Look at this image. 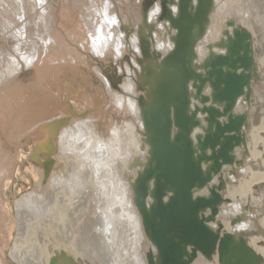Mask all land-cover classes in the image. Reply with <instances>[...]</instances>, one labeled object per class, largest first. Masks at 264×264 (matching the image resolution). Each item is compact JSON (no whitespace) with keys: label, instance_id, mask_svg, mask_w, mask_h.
Wrapping results in <instances>:
<instances>
[{"label":"bare ground","instance_id":"6f19581e","mask_svg":"<svg viewBox=\"0 0 264 264\" xmlns=\"http://www.w3.org/2000/svg\"><path fill=\"white\" fill-rule=\"evenodd\" d=\"M37 1L39 4L32 13L33 18H37L34 26L40 21L45 30V21L50 22L47 14L52 4L48 0ZM137 2L131 21L111 12L110 3L108 6L95 4L96 23L93 17L81 18L74 30L47 28L41 36L37 29L36 36L41 39L42 50L33 39L34 32H27L32 21L30 17L22 21L19 32L18 28L10 31L18 32L22 40H18L19 45L13 52L4 56L0 50V128L6 139L16 145L19 138L31 134L36 158L39 152L50 154L57 149L59 159H65L68 166L52 176L46 189L42 190V183L38 182L39 191L28 193L18 201V238L9 251L11 259L18 264H50L52 259H57V264H71L66 257L77 264H148V253L155 252L145 236L130 181L137 174L138 168L133 167L135 161H145L147 156L140 117L143 92L137 87L142 57L140 31L147 35L152 49L161 56L173 49L171 38L176 31L163 20L162 1L147 11L143 0ZM214 3L207 32L197 46L199 60H203L210 49L223 53L216 44L225 30L232 32L227 26L229 21L246 28L253 36L259 79L252 87L250 103L240 101L237 106L238 113L248 114V144L250 138L253 136L255 140L262 130L256 124L264 103V48L258 23L264 16V0H214ZM6 5V0H0L1 15ZM169 8L173 15L177 14V4ZM4 26L11 27L12 24L8 20ZM151 27L154 30L150 38ZM90 53L100 61L113 60L125 77L120 90L116 91L113 80L111 82L100 67L94 69L107 85L114 110L123 116L122 123L111 121L107 136L100 133L95 117L67 123V115L74 116L72 107L68 103L62 104L52 91L56 89L61 94L64 90L79 97L80 88H70L71 84L62 80L61 75L69 69L76 73L79 64L87 65L86 56ZM25 69L35 71L45 98L38 101L28 89H19L18 77ZM58 82L62 83L61 88ZM249 149L253 160L244 157L242 148L237 149L236 156L243 159L244 164L235 168V174L231 173V167H225L223 177L228 184L224 197L228 196L231 203L221 206L217 222L210 225L215 229L222 225V232L243 238L264 261V172L255 171L264 164L256 143H251ZM5 154L0 144V156ZM12 170L10 166L0 164V188L6 178H10ZM239 178L241 185L236 187ZM217 182L215 179L214 183ZM251 194L255 196L251 198ZM40 201L42 204L38 207ZM0 206L5 209L1 202ZM26 213L33 216L45 214V221L26 225L22 215ZM87 215L92 217L87 218ZM12 227L10 220L5 231L0 229V261L4 260L3 236L6 232L10 234ZM44 234L48 236L46 242ZM193 264L219 262L217 255L209 261L198 253Z\"/></svg>","mask_w":264,"mask_h":264},{"label":"water","instance_id":"95a60500","mask_svg":"<svg viewBox=\"0 0 264 264\" xmlns=\"http://www.w3.org/2000/svg\"><path fill=\"white\" fill-rule=\"evenodd\" d=\"M161 1L163 20L176 31L174 47L161 56L140 31L137 87L143 92L140 117L147 156L135 161L137 174L130 180L145 236L155 249L148 253V264H193L198 253L209 261L217 255L219 264H262L247 241L222 232V225H210L226 202L225 167L235 174L243 166L238 148L249 156L248 114L238 113L237 106L250 103L259 79L253 36L229 21L232 32L225 30L216 44L223 53L210 49L199 60L197 46L210 24L214 0ZM174 4L176 15L169 8Z\"/></svg>","mask_w":264,"mask_h":264},{"label":"rangeland","instance_id":"374dc122","mask_svg":"<svg viewBox=\"0 0 264 264\" xmlns=\"http://www.w3.org/2000/svg\"><path fill=\"white\" fill-rule=\"evenodd\" d=\"M52 4L48 9L49 20L50 22L45 21V30L42 28V22L37 21V18H33L34 8L38 6L39 2L37 0H6L7 4L3 10V14H0V50L3 52L4 56L6 53L13 52V49L19 45L18 40L20 41L21 37L18 32L21 30V23L25 19L29 20L31 17V23L27 26V32H34V40L39 43L38 47L42 50L43 44L40 41V37L36 36L37 29L40 31V36L47 28H52L53 30H74V28L79 24L82 19L88 20L89 17L94 18V23L97 19L94 12L95 4L100 6H108V3L112 5L111 12H116L117 15H120L123 19L131 21V18L134 16V12L138 7L137 0H48ZM161 0H143V7L147 10L152 8ZM157 2V3H156ZM264 10V9H263ZM263 15V14H262ZM262 20H258V23L261 27V41L262 48H264V16ZM12 24V26H4L6 22ZM99 20V19H98ZM63 27V28H62ZM15 28L18 32L11 33ZM22 41V40H21ZM264 53V49L262 50ZM129 56V55H128ZM87 65L79 64L78 71L73 72L71 69L65 71L61 75L62 80L65 79L67 83H70V88L75 89V87L80 88L79 97L71 96L68 92L62 90L61 94H58L56 89L52 90L53 95L59 97V101L62 104L68 103L74 112V116L67 115V123H72L76 119H88V117L97 118L98 128L101 134L105 136L108 135L109 128L111 126V121L114 123H122L123 116L117 113L114 110L111 98L107 89L106 83L101 79V77L94 70L96 67L102 69V73L110 79L114 84V89L117 91L120 90V84L124 80V74L118 71V66L113 60L109 61H100L97 57L93 56L91 53L87 54ZM131 56L128 57L130 60ZM261 62V61H260ZM261 65V63H260ZM72 71V72H71ZM35 71L33 69H25L18 77V86L20 90L28 89L32 92V95H35L39 99L45 98V95L42 90V84L36 79ZM264 78V76H262ZM264 82V79H262ZM59 88L62 87V83L58 82ZM141 101V100H140ZM263 110L264 103L262 102ZM253 107V105H252ZM52 108V107H51ZM260 112V118L256 124L258 128H262L259 131L258 136L255 140L252 138L253 134L250 131V143L247 144L249 150L248 158L253 160L252 153H250L249 146L251 143H256V148L260 151L261 154V163L264 164V111ZM263 124V125H262ZM261 126V127H260ZM261 132V133H260ZM262 136V137H261ZM258 138V139H257ZM19 140V141H18ZM18 143L15 145L12 142H9L4 132L0 128V144L3 147L5 155L0 156V164L10 166L13 170L10 172V178H6L5 182L0 188V202L5 208L2 210L0 206V229L5 231L6 226L10 223V220L13 223L11 228V233H5L3 241V258L4 260L0 261V264H18L10 257V249L16 242L18 238V220L20 219L19 213L17 211L18 201L26 194L39 191L38 182L42 183V190L46 189L50 185V180L55 173H58L60 170H66L67 163L65 159H59V151H55L48 154L47 152H39L36 158V150L32 140V135L28 137L19 138ZM258 140V141H257ZM262 140V141H261ZM255 141V142H254ZM260 141V142H259ZM260 143V144H259ZM262 146V147H261ZM254 149V146L252 147ZM263 155V156H262ZM58 157V159H57ZM252 158V159H251ZM263 159V160H262ZM61 160V161H60ZM53 163L52 165H50ZM256 172L263 174L264 165L261 168H257ZM246 177V176H242ZM41 181V182H40ZM241 179L239 182L235 183L236 187L241 185ZM38 184V185H37ZM258 187V186H256ZM255 190V191H254ZM257 189L254 187L253 192L256 193ZM261 194V193H259ZM251 198L254 197L252 194ZM259 197V196H258ZM250 198V199H251ZM231 203V199L227 196L226 202L223 204L227 205ZM42 204V201L38 203ZM89 214V213H88ZM26 225H30L33 222L45 221V214L39 216H33L32 214L26 213L22 214ZM264 216V215H263ZM92 217V215H87V218ZM264 218V217H263ZM23 220V219H21ZM20 220V222H22ZM19 222V223H20ZM45 235V242L48 239L47 234ZM17 236V237H16ZM83 244V243H82ZM84 245V244H83ZM145 253V252H144ZM105 260V258H103ZM109 260V259H106ZM108 262V261H107ZM96 264H101L97 262Z\"/></svg>","mask_w":264,"mask_h":264}]
</instances>
